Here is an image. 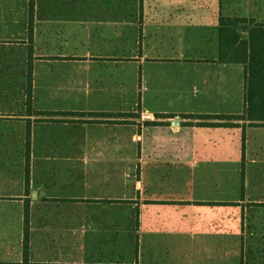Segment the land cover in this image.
<instances>
[{
  "label": "crops",
  "instance_id": "crops-1",
  "mask_svg": "<svg viewBox=\"0 0 264 264\" xmlns=\"http://www.w3.org/2000/svg\"><path fill=\"white\" fill-rule=\"evenodd\" d=\"M44 1L50 0H37L35 7L34 100L28 113L25 95L20 104L17 93L25 91L27 82L30 0H0V123L24 110L23 119L30 123L32 158L28 191L25 164L21 170L17 159L6 163L0 159V264H181L184 259L197 261L198 254L208 261L210 245L200 244L199 239L222 235L212 227L211 216L217 218L231 208L249 213L248 189L256 182L251 175L259 172L255 169L250 175L247 165L249 138L251 130L264 127H250L248 120L231 121L239 125L236 128L186 126L227 121L181 116L245 113L246 66L219 61L220 18L264 24V0H161L166 4L154 5L141 0L137 10L129 9L125 15V6L81 4L100 0H58L72 3L60 5ZM116 13L123 16L118 19ZM109 19L133 29L139 23L131 45L123 39H108L106 51L94 48L101 26ZM57 23H76L77 31L68 34L64 29L57 34L53 30ZM19 24L28 35L23 44L12 37ZM55 36L74 39V45L84 50L86 45L93 47L87 53L51 55ZM15 46L24 49L20 89ZM54 70L61 76L82 78L80 84L73 81L75 88L68 84L59 93L74 90L83 104L53 108L42 101L50 88L39 91L38 78L52 76ZM129 76L136 78L137 101L131 107L87 103L105 94L106 103L125 101L131 93L124 79ZM103 77L113 79L106 83ZM155 122L163 125H151ZM3 155L18 157L10 149H1ZM55 157L86 160L71 166L37 162V158ZM102 158H109L107 164L100 163ZM117 158L127 159L118 163ZM26 203L30 236L25 260ZM231 203L239 205H223ZM99 205L111 213L112 220L116 211L135 212L139 227L85 230V216L95 213ZM122 237H136L135 243L120 244Z\"/></svg>",
  "mask_w": 264,
  "mask_h": 264
},
{
  "label": "rangeland",
  "instance_id": "rangeland-1",
  "mask_svg": "<svg viewBox=\"0 0 264 264\" xmlns=\"http://www.w3.org/2000/svg\"><path fill=\"white\" fill-rule=\"evenodd\" d=\"M149 5L154 4H166L165 2H161V0H148L146 1ZM168 2V1H166ZM44 4H53V5H60V4H72L67 3L65 1H58V0H50V1H44ZM100 4L103 6H125L123 10V14L129 13V9L131 11H135L138 8V5L142 4L141 0H100V2H92V1H82L81 4ZM131 13V12H130ZM122 13H116L115 15L118 16L120 19V16H123ZM113 13H106V16H112ZM109 23H103L106 26H101L102 32H100L99 35H97V38L95 39L96 45H94L95 49H98L100 51H106V48L110 45L109 40H114L116 42L126 41L129 45L132 44L134 39L136 38V28L132 27H125L123 22L121 20H115L117 22L116 24L111 23V20H107ZM60 22V20H59ZM58 22V23H59ZM55 24L53 27V30L59 34L64 31L68 34H75L76 29V23L66 25L64 23L61 24ZM66 27V28H63ZM130 30V32L128 31ZM26 30L21 26L18 25V29L14 32L15 39H18L19 44H23L22 40L28 38V35H26ZM56 41L55 44L49 48V53L51 55H59L64 54L67 56L70 55H76L81 53H87L89 49H91L93 46L86 45L84 46V50L81 48V45H74L75 41L72 40H65L70 39L67 37H61V36H55ZM107 40V42H106ZM51 43V42H50ZM69 43V44H66ZM127 44V45H128ZM14 53L19 58V70H20V84L17 87L18 89L23 87V77L22 73L24 70V49L22 46H15L14 47ZM92 50V49H91ZM56 70L53 71L52 76H39V91L43 90L45 86H48L50 88V93L47 94L46 98H41L42 101L51 105V107H78L79 105L83 104L82 97L80 94L74 92H60L61 87H67L68 84H71L70 86L75 88L74 82L76 83L79 81L82 82L81 77H65L59 75ZM90 79V77L88 78ZM102 79L105 80L107 83H111V77H103ZM117 79V78H115ZM126 83L131 89V93L127 97L125 101L120 100V102H113L116 103L115 105L113 103H106L104 100L108 99L107 94H105L104 98L101 97L100 100L96 98H91L89 102L91 104H102L105 108L109 107H115L116 109H120V106H126L131 107L133 104L136 103V94L134 93L135 89V77H125L124 78ZM122 80V78H120ZM74 81V82H73ZM101 81V80H99ZM26 81L24 83V89L25 91H20L17 93L19 103H23V95H25V101H26ZM78 84V85H79ZM77 85V86H78ZM52 92V93H51ZM85 104V103H84ZM23 109L17 110L16 114L14 115L13 120L5 122L4 124L0 123V134L5 135L4 137L0 136V150L1 149H10L14 152L18 153V157L15 155L12 157L11 155H3L0 156V159L2 158L3 161L9 162L12 159L15 161L17 159L18 166H20L21 170L24 168L25 164V152H24V143H25V135H26V121L23 119L24 114ZM250 149L248 153V159H247V165L250 166V175L252 171L257 169L259 172L256 173V171L251 175L254 176L253 178L256 179V182H254L255 185L250 184V187L248 189L249 191V206L251 207L249 209V213H242L240 210H236V208L228 209L227 212L221 213L220 216L217 218H213V223H211L212 227H217L216 231L220 232L222 234L218 238H200V244L202 243H208V246L210 245V253L208 254L209 259L203 260L200 258V255H197V261L192 262L191 260H182L181 264H264V208H255V204L261 203L264 204V128H255L251 130L250 135ZM40 159L45 160L46 164L51 165H72L74 161H82V159L86 160V158H69V157H55V158H37V162L41 163ZM112 159V158H110ZM120 159H127V158H117L118 163H120ZM107 160L109 158H102L100 160V163L107 164ZM250 176V177H251ZM260 176V178H258ZM252 204V205H251ZM254 206V207H253ZM124 207V205L122 206ZM121 207L120 210L123 208ZM128 208H126L127 210ZM105 207L99 205L95 208V213L88 214L85 216L84 220V228L85 230H89V228H96V229H114L116 231L119 230H136L138 228L137 226V220L135 219V212L126 213L123 209L122 212L115 213L116 220H112L111 213L107 214L104 212ZM242 213V214H241ZM244 215V216H243ZM132 216V218H131ZM219 221V222H218ZM220 224L218 226H213L215 224ZM208 226L210 224L208 223ZM231 231V232H230ZM103 239V238H100ZM117 239H119L117 237ZM136 237H122L120 238L121 243L127 246V242L129 240H133V244L135 243ZM123 248V247H122ZM127 248V247H124ZM213 250V251H212ZM125 252V250H123ZM91 261V260H90ZM207 261V262H205ZM119 263V261H117Z\"/></svg>",
  "mask_w": 264,
  "mask_h": 264
},
{
  "label": "trees",
  "instance_id": "trees-1",
  "mask_svg": "<svg viewBox=\"0 0 264 264\" xmlns=\"http://www.w3.org/2000/svg\"><path fill=\"white\" fill-rule=\"evenodd\" d=\"M37 0H30L29 3V59L27 68V88H26V106L27 112L33 111V90H34V60H33V40L35 33V7ZM220 54L219 61L227 64H243L246 66V109L242 115L233 116H192L182 115L185 119H199L202 121L221 120L227 123H186V126L198 127H225L236 128L239 125L231 123V121H251L250 127H264V24L257 23L255 20H248L246 18H220ZM38 115H43L38 112ZM47 115V114H45ZM93 115V114H92ZM96 115V114H94ZM132 117L131 114L127 115ZM158 118H174L172 115H159ZM25 137V180L27 191L31 180V129L30 123L26 124ZM153 126H161L160 123H152ZM246 133L243 135V166L246 162ZM245 188L242 187V199L244 200ZM114 203H131L124 201H115ZM152 203V202H148ZM200 205L214 206V203H197ZM222 205V204H221ZM226 206H234L239 204H223ZM264 207V204H257ZM139 227V221L137 220ZM24 251L25 260L27 259L28 243L30 236V217L29 205L25 204V222H24Z\"/></svg>",
  "mask_w": 264,
  "mask_h": 264
}]
</instances>
